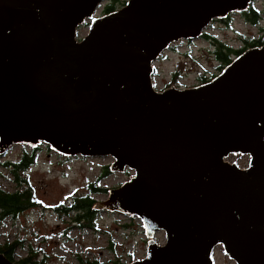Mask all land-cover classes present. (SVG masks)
I'll use <instances>...</instances> for the list:
<instances>
[{"label": "water", "instance_id": "1", "mask_svg": "<svg viewBox=\"0 0 264 264\" xmlns=\"http://www.w3.org/2000/svg\"><path fill=\"white\" fill-rule=\"evenodd\" d=\"M103 1L0 0V157L45 143L134 171L94 207L142 220L147 254L129 264H214L219 245L264 264V45L200 86L153 84L173 43L255 0H129L94 17Z\"/></svg>", "mask_w": 264, "mask_h": 264}, {"label": "rangeland", "instance_id": "2", "mask_svg": "<svg viewBox=\"0 0 264 264\" xmlns=\"http://www.w3.org/2000/svg\"><path fill=\"white\" fill-rule=\"evenodd\" d=\"M128 1L116 2L115 11L123 8ZM111 2L113 0H104L94 17L107 14L106 6ZM253 3L261 11L258 24H251L241 14L235 13L229 24L224 19L214 20L204 34L226 42L236 50L247 47L244 39L264 42V0H255ZM91 22L92 20H87L79 27V40L88 34ZM204 34L196 39H182L173 43L153 64V84L157 91L172 86L179 89L197 87L223 72L222 64L213 57L212 42ZM237 57L234 56V59ZM36 148H40L37 162L27 176L43 207L29 209L15 220L4 219L0 223V245L16 239L22 240L24 245L18 250L16 258L24 257L32 249L39 253V259H45V264H76L78 255L99 258L111 264L116 261L129 264L145 258L149 238L139 217L103 210L97 218L95 228H83L54 209L67 203L75 194L91 192L92 184L96 188L108 190L93 193L97 202L106 201L109 191L129 181L134 171L126 169L124 172H111L103 176L106 167L111 170L114 163L115 159L111 156L67 157L45 143ZM25 149L30 151L33 148L26 144L16 145L5 156L0 157V186L3 188L11 190L15 184L2 163L18 160ZM227 160L246 168L249 166L250 156L232 154ZM155 240L163 244L164 233L156 234ZM213 260L214 264H237L226 254L222 245L215 248Z\"/></svg>", "mask_w": 264, "mask_h": 264}, {"label": "trees", "instance_id": "3", "mask_svg": "<svg viewBox=\"0 0 264 264\" xmlns=\"http://www.w3.org/2000/svg\"><path fill=\"white\" fill-rule=\"evenodd\" d=\"M120 0H113L106 6V13L114 12L116 9V2ZM245 21L251 24H258L260 20L261 11L257 9L252 2L249 9L241 13ZM229 19L223 20L229 24ZM205 38H208L213 44V57L221 63V68L227 67L234 60V56H240L250 47L263 46L264 42L262 40L249 41L244 39L247 44L245 49L236 50L232 46H229L226 42L214 39L208 34H204ZM205 84V83H204ZM40 148H33L28 151L24 150L21 157L16 160H7L2 163V165L8 169L11 177L14 181V188L8 190L0 186V223L6 218H11L13 220L18 219V217L29 209L35 207H41L42 203L39 201L34 193L33 188L30 186V180L28 178L29 170L36 164L37 155ZM112 171L109 167H106L103 176L110 174ZM91 192L84 194L73 195L67 203L60 204L54 209L60 213V215H66L70 217L71 222L79 224L83 228H95L97 226V218L100 212H97L94 207L97 206V200L94 198L93 193L99 191H108L105 188H96L93 184L90 185ZM43 207V206H42ZM24 242L22 240L16 239L12 242H6L0 245V253L4 254L9 260L17 264H45V259H39V253L30 249L29 253L22 258L17 259V252L22 248ZM78 260L76 264H111L108 262H103L99 258H88L77 256ZM113 264V263H112ZM114 264H124L120 261H116Z\"/></svg>", "mask_w": 264, "mask_h": 264}, {"label": "flooded vegetation", "instance_id": "4", "mask_svg": "<svg viewBox=\"0 0 264 264\" xmlns=\"http://www.w3.org/2000/svg\"><path fill=\"white\" fill-rule=\"evenodd\" d=\"M233 14H235V13H231V14L227 17V19L231 18ZM239 14H241V13H239ZM224 20H226V19H224Z\"/></svg>", "mask_w": 264, "mask_h": 264}]
</instances>
